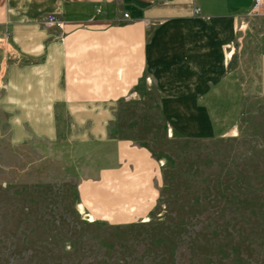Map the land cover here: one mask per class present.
Segmentation results:
<instances>
[{
    "label": "crops",
    "instance_id": "0c3cea01",
    "mask_svg": "<svg viewBox=\"0 0 264 264\" xmlns=\"http://www.w3.org/2000/svg\"><path fill=\"white\" fill-rule=\"evenodd\" d=\"M253 4L0 0V139L70 162L92 221H146L163 166L127 107L150 97L168 137L234 133L246 97H264V37L253 48L240 28Z\"/></svg>",
    "mask_w": 264,
    "mask_h": 264
},
{
    "label": "rangeland",
    "instance_id": "374dc122",
    "mask_svg": "<svg viewBox=\"0 0 264 264\" xmlns=\"http://www.w3.org/2000/svg\"><path fill=\"white\" fill-rule=\"evenodd\" d=\"M240 28L257 46L264 6ZM257 93L246 97L236 131L211 140L168 137L150 97L127 107L135 137L163 166L158 206L141 223L92 221L79 206L70 162L1 138L0 264H264V97Z\"/></svg>",
    "mask_w": 264,
    "mask_h": 264
},
{
    "label": "built area",
    "instance_id": "2783aa9c",
    "mask_svg": "<svg viewBox=\"0 0 264 264\" xmlns=\"http://www.w3.org/2000/svg\"><path fill=\"white\" fill-rule=\"evenodd\" d=\"M264 6V0H254V4L252 7L251 11H257L259 9H261ZM125 17H127V15H124ZM56 24V19L54 16H48L45 18L44 21V26L47 29L52 28L54 25Z\"/></svg>",
    "mask_w": 264,
    "mask_h": 264
}]
</instances>
